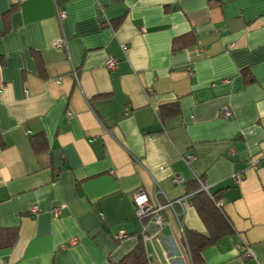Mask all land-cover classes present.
<instances>
[{
    "label": "crops",
    "instance_id": "0c3cea01",
    "mask_svg": "<svg viewBox=\"0 0 264 264\" xmlns=\"http://www.w3.org/2000/svg\"><path fill=\"white\" fill-rule=\"evenodd\" d=\"M195 179L232 228L197 264H264V0H0V264H192L189 198L157 231L132 194Z\"/></svg>",
    "mask_w": 264,
    "mask_h": 264
},
{
    "label": "trees",
    "instance_id": "16d2710c",
    "mask_svg": "<svg viewBox=\"0 0 264 264\" xmlns=\"http://www.w3.org/2000/svg\"><path fill=\"white\" fill-rule=\"evenodd\" d=\"M189 37L188 34H185L174 38L172 48L188 47L190 43L187 41V38ZM251 80L250 77L247 78V81ZM37 136H32L31 139L32 147L36 153L45 149L47 145L43 134ZM186 188L189 201L194 206L206 229L205 233H199L194 230L184 231L185 245L188 248L191 262L192 264H197L200 260V252L205 247L215 243L219 238L230 234L232 228L226 221L221 206H217L218 198L215 195L202 190L199 180L195 179L193 182L188 183ZM118 264H151L143 241H139L136 246L118 262Z\"/></svg>",
    "mask_w": 264,
    "mask_h": 264
},
{
    "label": "built area",
    "instance_id": "2783aa9c",
    "mask_svg": "<svg viewBox=\"0 0 264 264\" xmlns=\"http://www.w3.org/2000/svg\"><path fill=\"white\" fill-rule=\"evenodd\" d=\"M18 1L19 0H12V2L14 4H18ZM57 16H58V19L60 21H62L66 17V14L64 11L58 10ZM53 46H55L57 48H63L65 46V39L61 38V39L54 41ZM119 46L123 52H125L128 48L127 44H120ZM117 64H118V60L115 57L111 56L106 61V68L108 70H114L117 67ZM189 72L192 73L191 70ZM75 77H76V75H75ZM127 112H128V110H125V114H127ZM222 115L224 117H230L231 114H230L229 110L225 109V110H223ZM192 158H193V155L188 154L186 156L185 160L189 161ZM254 164L255 163H253V165ZM240 181H241L240 177L235 178V182H240ZM174 182L180 183L181 178H179L178 176L175 177ZM201 189L206 191V188L202 184H201ZM186 199H188V195H187L185 190H183L180 198H177L174 200H170L168 198H165L164 204L159 201L156 194L149 195L145 191H135L132 194V202H133V206H134V211H135V214H136L138 220L146 219L147 221L152 223L157 228V231L161 230V228L163 226L164 218H163V215L161 212H163L164 210H170L174 214V216L176 217L178 222L180 221L179 220L180 214L176 211L175 207L180 206L181 208H183ZM219 205L220 204L217 203V206H219ZM36 210H37L36 208H32L33 212H36ZM144 233H145V228H142V234H144ZM119 236H122V234ZM147 237H148L147 235H144L145 239ZM77 242H78V238H72L70 240V244H72V245L76 244ZM239 250L242 251L244 256H250L251 255L250 248L248 247V245L245 242H243L240 245Z\"/></svg>",
    "mask_w": 264,
    "mask_h": 264
},
{
    "label": "rangeland",
    "instance_id": "374dc122",
    "mask_svg": "<svg viewBox=\"0 0 264 264\" xmlns=\"http://www.w3.org/2000/svg\"><path fill=\"white\" fill-rule=\"evenodd\" d=\"M189 264V263H188Z\"/></svg>",
    "mask_w": 264,
    "mask_h": 264
}]
</instances>
